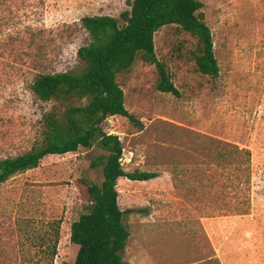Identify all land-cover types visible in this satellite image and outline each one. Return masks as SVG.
<instances>
[{
	"label": "rangeland",
	"instance_id": "rangeland-1",
	"mask_svg": "<svg viewBox=\"0 0 264 264\" xmlns=\"http://www.w3.org/2000/svg\"><path fill=\"white\" fill-rule=\"evenodd\" d=\"M198 1L218 75L196 70L195 36L165 25L154 34L155 54L179 94L160 91L158 69L138 53L116 75L135 121L103 122L122 143L125 172L157 173L117 179L120 208L134 210L124 218L123 257L132 264H264V0ZM129 10L130 0H0V158L30 150L42 139V116L62 113V103L39 100L29 85L78 65L77 49L89 41L80 19L122 23ZM213 138L249 150L248 183L235 188L216 176L224 170ZM106 154L96 143L50 154L0 184V264L74 263L70 225L87 212V185L103 180L92 163Z\"/></svg>",
	"mask_w": 264,
	"mask_h": 264
},
{
	"label": "trees",
	"instance_id": "trees-1",
	"mask_svg": "<svg viewBox=\"0 0 264 264\" xmlns=\"http://www.w3.org/2000/svg\"><path fill=\"white\" fill-rule=\"evenodd\" d=\"M202 6L198 0H130V10L120 15L122 23L109 15L84 16L80 21L89 41L77 49L78 65L67 71L39 73L31 81L30 90L39 100L59 101L64 109L60 115L45 113L42 116V139L30 150L0 158V184L36 168L48 154L75 152L79 146L90 148L94 143L107 153L99 155L97 162L92 163L102 165L103 180L100 184L87 185L90 197L87 212L70 225V241L78 245L73 264H132L123 257L130 235L124 218L134 210L120 208L117 179L146 181L155 178L157 173L125 172L120 162L122 143L117 135L105 132L103 122L115 115L135 121L125 108L124 93L116 75L128 69L138 53L144 62L158 69V89L179 94L155 54L154 34L165 25H175L195 36L196 70L212 77L218 75L212 35L202 13L198 12ZM212 142L216 164L224 170L216 176L225 177L232 186L234 181L248 183L249 174L244 175V172L249 170V150L215 138ZM241 203L245 201L239 205ZM58 229L59 225L51 245L53 256Z\"/></svg>",
	"mask_w": 264,
	"mask_h": 264
},
{
	"label": "crops",
	"instance_id": "crops-1",
	"mask_svg": "<svg viewBox=\"0 0 264 264\" xmlns=\"http://www.w3.org/2000/svg\"><path fill=\"white\" fill-rule=\"evenodd\" d=\"M48 155H50V154H48ZM47 156V155H46ZM30 170V169H29ZM28 171V170H27ZM68 234H69V228H68Z\"/></svg>",
	"mask_w": 264,
	"mask_h": 264
},
{
	"label": "built area",
	"instance_id": "built-area-1",
	"mask_svg": "<svg viewBox=\"0 0 264 264\" xmlns=\"http://www.w3.org/2000/svg\"><path fill=\"white\" fill-rule=\"evenodd\" d=\"M121 160V159H120Z\"/></svg>",
	"mask_w": 264,
	"mask_h": 264
}]
</instances>
